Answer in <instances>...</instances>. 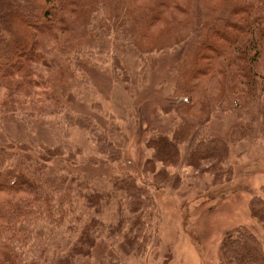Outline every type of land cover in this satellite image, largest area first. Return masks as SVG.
<instances>
[{"label": "trees", "instance_id": "obj_1", "mask_svg": "<svg viewBox=\"0 0 264 264\" xmlns=\"http://www.w3.org/2000/svg\"><path fill=\"white\" fill-rule=\"evenodd\" d=\"M103 33L131 43L141 55L192 41L163 107L177 124L152 135L145 169L160 164L156 177L166 181L168 168L184 165L210 175L214 185L229 183L230 146L210 125L216 114L233 115L248 119L233 131V140L264 136V0H0V130L7 117L26 124L64 114L66 63L70 67L75 47H93ZM66 119L88 133L104 158L119 160L121 151L90 116L67 113ZM8 144L0 148V264H77L91 256L100 238L135 255L145 252L152 241L145 215L155 207L149 186L127 173L115 177L109 191L83 193L85 183L48 171L51 161L65 155L62 147H42L39 160H23L15 151L30 147ZM114 200L117 224L103 219L104 202ZM81 201L84 212L77 216ZM249 209L264 229V197L253 198ZM59 235L70 237L67 250L50 255L49 243ZM219 263L264 264V235L243 226L229 231Z\"/></svg>", "mask_w": 264, "mask_h": 264}, {"label": "rangeland", "instance_id": "obj_2", "mask_svg": "<svg viewBox=\"0 0 264 264\" xmlns=\"http://www.w3.org/2000/svg\"><path fill=\"white\" fill-rule=\"evenodd\" d=\"M193 47L189 41L175 49L141 55L131 43L103 33L95 46L75 47L70 67L66 63L70 81L64 114L26 124L16 116L6 118L0 148L13 142L25 144L30 148L15 151L16 158L28 160L30 155L39 160L42 147H62L65 155L51 161L47 169L85 183L83 193L109 191L113 179L127 173L149 186L155 207L145 215L152 235L145 252L135 255L120 242L100 238L91 256L78 259L77 264H104L103 259L113 264H220V246L229 231L243 226L263 237L264 229L251 216L249 204L255 197H264V136L255 141L231 138L235 129L247 125V118L216 114L210 125L230 146L228 163L234 176L229 183L214 185L210 175L200 176L184 165L168 168L166 181L156 177L160 164L154 171L145 169L152 157L148 147L152 135L169 132L177 124L174 115L163 113V107L179 80L181 60ZM67 113L90 116L121 151L119 160L104 158L88 133L69 125ZM103 205V219L117 224V202ZM83 212L81 201L77 216ZM67 241L70 237L62 235L50 241V255L65 252Z\"/></svg>", "mask_w": 264, "mask_h": 264}]
</instances>
